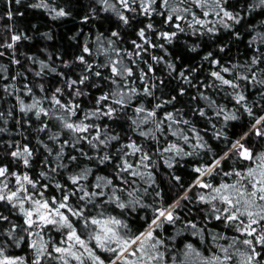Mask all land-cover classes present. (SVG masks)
Instances as JSON below:
<instances>
[{
	"label": "snow or ice",
	"instance_id": "6c2138e0",
	"mask_svg": "<svg viewBox=\"0 0 264 264\" xmlns=\"http://www.w3.org/2000/svg\"><path fill=\"white\" fill-rule=\"evenodd\" d=\"M0 264H264V0H0Z\"/></svg>",
	"mask_w": 264,
	"mask_h": 264
}]
</instances>
